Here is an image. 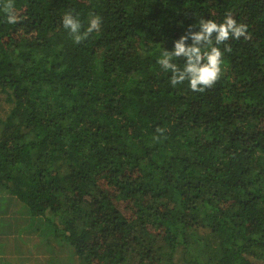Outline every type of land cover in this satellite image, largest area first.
I'll use <instances>...</instances> for the list:
<instances>
[{
	"label": "trees",
	"instance_id": "16d2710c",
	"mask_svg": "<svg viewBox=\"0 0 264 264\" xmlns=\"http://www.w3.org/2000/svg\"><path fill=\"white\" fill-rule=\"evenodd\" d=\"M12 3L17 24L0 12V251L38 246L31 264H264V0ZM65 12L101 27L75 44ZM225 15L247 27L219 80L172 85L161 47Z\"/></svg>",
	"mask_w": 264,
	"mask_h": 264
},
{
	"label": "clouds",
	"instance_id": "9594fccd",
	"mask_svg": "<svg viewBox=\"0 0 264 264\" xmlns=\"http://www.w3.org/2000/svg\"><path fill=\"white\" fill-rule=\"evenodd\" d=\"M0 12L10 25L17 24L21 19L12 0H0ZM60 22L72 41L79 44L99 31L102 19L92 14L87 23L82 24L78 14L65 12ZM246 27L231 15H225L219 23L214 19L201 18L195 26L188 25L178 38H173L171 48L161 47L157 63L163 71L171 74L172 85L186 82L191 91L202 92L219 80L224 52L229 51L227 42L245 36ZM221 45H224L223 50ZM178 59L183 60L182 65L176 63Z\"/></svg>",
	"mask_w": 264,
	"mask_h": 264
},
{
	"label": "rangeland",
	"instance_id": "374dc122",
	"mask_svg": "<svg viewBox=\"0 0 264 264\" xmlns=\"http://www.w3.org/2000/svg\"><path fill=\"white\" fill-rule=\"evenodd\" d=\"M7 106L8 103L4 100V94L0 93V110L2 112H5V110H7ZM15 248H13V252H2L0 251V258H9L10 260L16 262V264H31L32 262H34L35 260H39V258H43L44 256H46L43 253V250L41 248L35 247V246H31V250H32V256L29 257V245H22V250L21 248L18 250H14ZM26 258V259H25ZM43 264V263H42ZM47 264V262L45 263ZM51 264V263H50Z\"/></svg>",
	"mask_w": 264,
	"mask_h": 264
}]
</instances>
